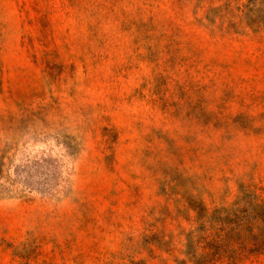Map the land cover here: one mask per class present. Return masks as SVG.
<instances>
[{
    "label": "rangeland",
    "instance_id": "1",
    "mask_svg": "<svg viewBox=\"0 0 264 264\" xmlns=\"http://www.w3.org/2000/svg\"><path fill=\"white\" fill-rule=\"evenodd\" d=\"M0 264H264V0H0Z\"/></svg>",
    "mask_w": 264,
    "mask_h": 264
}]
</instances>
